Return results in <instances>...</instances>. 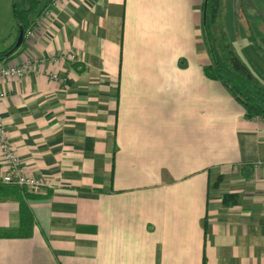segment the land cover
<instances>
[{"label":"crops","instance_id":"0c3cea01","mask_svg":"<svg viewBox=\"0 0 264 264\" xmlns=\"http://www.w3.org/2000/svg\"><path fill=\"white\" fill-rule=\"evenodd\" d=\"M203 2L67 0L6 59L77 53L0 82L21 165L48 184L0 183L1 228L22 203L34 216L0 264H264V117L206 75Z\"/></svg>","mask_w":264,"mask_h":264},{"label":"rangeland","instance_id":"374dc122","mask_svg":"<svg viewBox=\"0 0 264 264\" xmlns=\"http://www.w3.org/2000/svg\"><path fill=\"white\" fill-rule=\"evenodd\" d=\"M29 1L0 0V51L6 50L17 34L14 3L28 7ZM40 2L42 5L48 0ZM202 31L204 46L205 41L213 45V58L226 68L222 70L223 76L255 101H263L258 86L264 87V0H223L218 21L208 24L206 31L202 26ZM207 31L211 33L209 39L205 35ZM253 48L258 52H253ZM240 66L250 72L258 86L242 79L241 71L237 70Z\"/></svg>","mask_w":264,"mask_h":264},{"label":"trees","instance_id":"16d2710c","mask_svg":"<svg viewBox=\"0 0 264 264\" xmlns=\"http://www.w3.org/2000/svg\"><path fill=\"white\" fill-rule=\"evenodd\" d=\"M40 0H30L28 7H19L16 3H14L13 6V14L15 18L16 23V41L10 45L6 50L0 51V60L2 59H10L13 57V54L18 51L19 48L23 46V44L26 42V38L24 37V40L20 47L15 48V44L17 42L20 27H24L25 31L34 24L35 19L34 16L41 15L45 9V7L40 5ZM223 5V0H204L201 11L203 13V28L206 31V28L208 24H215L221 14V9ZM205 35L208 37V39L211 36V33L207 31ZM208 45L209 50L211 52L213 51V45L206 42ZM225 68L223 64H221L219 61L215 60L213 58V62L210 65L205 66L204 70L206 75L211 79L220 80L224 85L229 89L231 94L244 106L246 109L245 117L248 119L254 118V117H264V99L263 101L257 102L252 97L246 95L242 89H239L238 87L232 85L230 83V79L226 78L222 74V70ZM226 69V68H225ZM237 70H240V76L242 79H245L247 82H255L252 80L250 76V72L246 69L243 70V68L240 66L237 68ZM243 70V72H242ZM257 81V80H256ZM258 82V81H257ZM256 83V86L258 84ZM259 89H261V94L264 95V87L258 86ZM219 177L215 182L214 186H217L219 184ZM2 187V186H1ZM10 187V188H5ZM3 186L2 192L7 193L10 192V189L13 187H18L17 185H10L7 184L6 186ZM223 202L225 205H232L237 202V197L235 194H225L223 196ZM33 224H34V216L29 210L27 204L22 203L21 209H20V224L16 228H1L0 227V237H6V238H12V237H19V238H28L32 235L33 230ZM205 227L207 231V226L205 222Z\"/></svg>","mask_w":264,"mask_h":264},{"label":"built area","instance_id":"2783aa9c","mask_svg":"<svg viewBox=\"0 0 264 264\" xmlns=\"http://www.w3.org/2000/svg\"><path fill=\"white\" fill-rule=\"evenodd\" d=\"M67 0H50L49 4L45 7L43 13L39 20H36L32 26H30L25 31V38H34L38 32V25L40 20L49 17L54 9L61 8L62 5L66 3ZM77 58V53L74 51H69L63 53L59 58L55 56H28L24 57L22 60L17 62H7L6 59L0 60V82L5 79L13 78H25L31 73L37 72L42 66H45L47 62H66L67 60H75ZM50 77L60 82H65L66 78L61 77L56 72H50ZM6 93L0 89V99H3ZM0 152L1 160L5 164L4 171L0 175V183L17 185L21 187H26L32 193H40L42 189L48 185L42 180L29 175L26 170L21 165L20 154L11 142L8 131L5 128V124L0 117ZM264 164V162H259V165ZM50 187L51 184H50Z\"/></svg>","mask_w":264,"mask_h":264},{"label":"water","instance_id":"95a60500","mask_svg":"<svg viewBox=\"0 0 264 264\" xmlns=\"http://www.w3.org/2000/svg\"><path fill=\"white\" fill-rule=\"evenodd\" d=\"M24 37H25V29H24V27H20V32H19L17 42L15 44V48H18L21 46V44L24 40Z\"/></svg>","mask_w":264,"mask_h":264},{"label":"flooded vegetation","instance_id":"af4514ba","mask_svg":"<svg viewBox=\"0 0 264 264\" xmlns=\"http://www.w3.org/2000/svg\"><path fill=\"white\" fill-rule=\"evenodd\" d=\"M15 41H16V38H15ZM15 41H14V42H15ZM14 42H13V43H14ZM13 43H12V44H13ZM12 44H11V45H12Z\"/></svg>","mask_w":264,"mask_h":264}]
</instances>
